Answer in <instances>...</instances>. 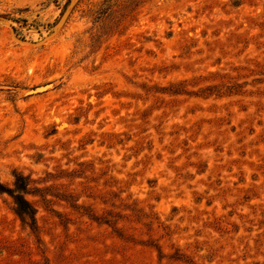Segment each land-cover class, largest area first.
I'll return each instance as SVG.
<instances>
[{"label":"rangeland","instance_id":"rangeland-1","mask_svg":"<svg viewBox=\"0 0 264 264\" xmlns=\"http://www.w3.org/2000/svg\"><path fill=\"white\" fill-rule=\"evenodd\" d=\"M0 264H264V0H0Z\"/></svg>","mask_w":264,"mask_h":264},{"label":"trees","instance_id":"trees-1","mask_svg":"<svg viewBox=\"0 0 264 264\" xmlns=\"http://www.w3.org/2000/svg\"><path fill=\"white\" fill-rule=\"evenodd\" d=\"M15 201L17 202L18 211L29 215V212L27 208L25 207L28 205L27 202L22 197H19V196L15 198Z\"/></svg>","mask_w":264,"mask_h":264}]
</instances>
